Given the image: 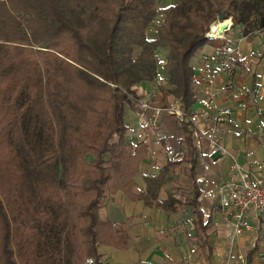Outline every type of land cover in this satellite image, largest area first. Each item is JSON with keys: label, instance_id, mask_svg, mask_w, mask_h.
Listing matches in <instances>:
<instances>
[{"label": "trees", "instance_id": "16d2710c", "mask_svg": "<svg viewBox=\"0 0 264 264\" xmlns=\"http://www.w3.org/2000/svg\"><path fill=\"white\" fill-rule=\"evenodd\" d=\"M157 1L0 0V264H104L99 246L125 250L133 220L102 219L107 198L176 213L183 189L158 201L169 175L200 194L183 123V156L144 176L145 193L133 195L149 151L127 142L126 112L136 86L160 80L163 108L169 98L193 107L210 25L223 14L249 40L264 33V0H177L154 34Z\"/></svg>", "mask_w": 264, "mask_h": 264}, {"label": "crops", "instance_id": "0c3cea01", "mask_svg": "<svg viewBox=\"0 0 264 264\" xmlns=\"http://www.w3.org/2000/svg\"><path fill=\"white\" fill-rule=\"evenodd\" d=\"M256 35L259 38L241 42L240 56L232 63V80L219 74L221 41L214 42L213 47H205L195 60L197 71L193 87L196 94L202 95L204 76L214 74L218 107L231 110L221 142L228 156L212 157L206 150L198 154L195 179L200 194L197 196L186 178H181L177 184V175L167 177L169 183L159 192L158 201H165L173 189H183L186 198L176 213L145 206L142 201H133L121 193L107 198L99 209L102 219L114 224L124 223L127 218L133 220L129 246L125 250L99 246L98 254L104 264H264L261 215L249 211L248 228L242 235L235 236L231 231L234 212L222 210L215 195L216 189L228 181L233 160L245 171L264 175V168L251 166L247 158V154L252 153L259 161L264 160V97L257 107L250 105L253 89L264 87V41H260L264 40L261 39L264 33ZM259 50L261 55H258ZM146 85L136 88L134 94L152 103L147 107H144L145 102L134 104L126 112L127 142L144 143L149 151L147 159L139 165L134 196L145 193L144 176L157 174L168 160L180 159L184 153L182 128L173 117L162 113L156 129L148 126L152 109L163 107V103L158 91L143 89ZM258 125L262 126L261 133ZM194 246L198 247L196 253L190 255Z\"/></svg>", "mask_w": 264, "mask_h": 264}, {"label": "built area", "instance_id": "2783aa9c", "mask_svg": "<svg viewBox=\"0 0 264 264\" xmlns=\"http://www.w3.org/2000/svg\"><path fill=\"white\" fill-rule=\"evenodd\" d=\"M229 21L231 24L220 33L213 30L214 28L210 25L205 38L209 42H222L219 57V74H222L228 80H232L234 76L232 63L235 58L240 56V44L247 38L241 35L240 30L233 28L231 19ZM232 33L234 34L233 36ZM214 80V74L204 76L202 95L200 97L197 94L193 96L195 104L198 106H193L187 111L183 110L180 103L169 108H153L148 126L151 129H156L161 114L166 113L180 125L183 123L188 124L197 154L206 150L209 156L212 157L228 156V151L222 146L221 142L225 132V125L231 116V110L218 107ZM263 97L264 87H256L252 91L250 105L257 107ZM144 107H147L146 103H144ZM258 130L261 133V125H258ZM247 158L251 166L264 168V160L259 161L252 153H248ZM229 172L228 181L216 189L215 195L222 210L234 212L235 222L231 225V231L233 235L240 236L243 230L248 228L246 215L251 210L261 215L264 226V175L261 176L245 171L234 160L229 166ZM260 243L262 248L261 259L264 262V228ZM197 248V246L192 247L190 255H194ZM86 264L96 263L89 259Z\"/></svg>", "mask_w": 264, "mask_h": 264}, {"label": "rangeland", "instance_id": "374dc122", "mask_svg": "<svg viewBox=\"0 0 264 264\" xmlns=\"http://www.w3.org/2000/svg\"><path fill=\"white\" fill-rule=\"evenodd\" d=\"M177 2V0H158L157 1V8H158V14H157V16H156V18L154 19V21L151 23V25H150V33H151V31L155 34V31H156V29H157V26L159 25V23L161 22V20H162V18H163V15H162V10L166 7V6H168V5H171V4H174V3H176ZM226 20H228V19H226ZM252 40H254L255 38L257 39V38H259L256 34L255 35H253L252 36ZM261 39H264V38H261ZM261 41V43H263V41L264 40H260ZM216 51V50H215ZM215 51H214V53H215ZM253 53H254V50H253ZM200 55V54H199ZM198 55V56H199ZM258 55H261V51L259 50L258 51ZM160 57H161V59L162 60H164V52H161V54H160ZM253 57H254V54H253ZM201 65V64H200ZM161 70H162V68H164V65L163 64H161ZM161 81H163V80H160V81H156V82H152V83H150V84H147L146 85V88H143L144 90L145 89H147V91H154V90H156V91H158V93H159V89H160V87L162 86V87H164L163 89H165V88H167V86H166V84H165V86H164V83L162 82L161 83ZM139 86H136L135 88H134V91H136V88H138ZM141 90V89H140ZM160 94V93H159ZM161 96V95H160ZM142 98L139 96V98L138 97H136V102L135 101H133L134 103L133 104H143V102H145L147 105H148V103L150 104V103H152L151 102V100H141ZM141 100V101H140ZM150 101V102H149ZM169 101H170V103H171V106L170 107H173V106H175V104H178L179 102H177V101H175V100H173L172 98H169ZM133 106V105H132ZM184 184H185V182H184ZM186 185V184H185ZM185 195V194H184Z\"/></svg>", "mask_w": 264, "mask_h": 264}, {"label": "bare ground", "instance_id": "6f19581e", "mask_svg": "<svg viewBox=\"0 0 264 264\" xmlns=\"http://www.w3.org/2000/svg\"><path fill=\"white\" fill-rule=\"evenodd\" d=\"M231 24V22L228 20H224L222 22H217L216 24H211V27H213V30H216L217 33H220L223 28H226L227 26H229Z\"/></svg>", "mask_w": 264, "mask_h": 264}, {"label": "water", "instance_id": "95a60500", "mask_svg": "<svg viewBox=\"0 0 264 264\" xmlns=\"http://www.w3.org/2000/svg\"><path fill=\"white\" fill-rule=\"evenodd\" d=\"M224 20H226V16L223 15V14H221V15H219V16L217 17L216 21H214L213 24H216L217 22H222V21H224ZM224 29H225V28H223V30H224Z\"/></svg>", "mask_w": 264, "mask_h": 264}]
</instances>
